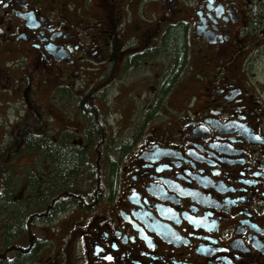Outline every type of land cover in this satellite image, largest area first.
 Instances as JSON below:
<instances>
[{
    "label": "flooded vegetation",
    "instance_id": "1",
    "mask_svg": "<svg viewBox=\"0 0 264 264\" xmlns=\"http://www.w3.org/2000/svg\"><path fill=\"white\" fill-rule=\"evenodd\" d=\"M43 133L85 154L84 202L46 215ZM15 261L264 264V0H0V264Z\"/></svg>",
    "mask_w": 264,
    "mask_h": 264
},
{
    "label": "trees",
    "instance_id": "2",
    "mask_svg": "<svg viewBox=\"0 0 264 264\" xmlns=\"http://www.w3.org/2000/svg\"><path fill=\"white\" fill-rule=\"evenodd\" d=\"M177 36L176 34L174 36L171 35V43H176L177 41L178 44L181 38ZM33 139L31 136H27L25 139L26 144H30L31 148L34 147ZM64 141L63 138L58 137L55 140L48 133H43L41 137L42 151L44 158L47 160L46 169L42 170V174L47 175V179L51 181L48 187L42 185L40 202L43 215H46L48 210L54 208L57 201H60L62 205L73 204L72 202H84V200H77L71 195L78 193L74 188L77 185L75 183L72 185L71 178L72 176L78 177L80 170L83 169L81 167H83L85 161V154L82 150L70 148V145H63ZM6 161L8 162V159ZM49 174L51 175L49 176ZM80 178L82 180V177ZM26 202H29L28 199ZM25 250L27 251L28 247ZM17 263L18 261L13 262V264Z\"/></svg>",
    "mask_w": 264,
    "mask_h": 264
},
{
    "label": "rangeland",
    "instance_id": "3",
    "mask_svg": "<svg viewBox=\"0 0 264 264\" xmlns=\"http://www.w3.org/2000/svg\"><path fill=\"white\" fill-rule=\"evenodd\" d=\"M90 72V73H89ZM88 73H89V76H90V80H93V78L95 77V76H98L99 75V72L98 73H96L95 75H93L92 74V71H89ZM128 76H129V74H127V73H123V75H122V81L123 82H125L126 80H128ZM113 106H112V105ZM111 104H109L108 103V105L105 107V109H106V111H108V110H110V112L112 113V116H111V120H112V122L115 120V121H117V123H121V125H124V124H128V123H130V124H134V122H135V120H132V119H134V118H131V119H120L119 117H118V113H115V112H113L114 111V108H115V110L117 109V107H119L118 105L116 106V104L115 103H111ZM110 106V107H109ZM111 108V109H110ZM126 120H132V121H127L128 123H124ZM45 166H47V164H45ZM21 176V175H20ZM11 178L13 179V181H14V183L13 184H15V183H17L18 182V175H11ZM17 187H18V185H11V191H13V192H16L17 191ZM43 257V256H42ZM34 264H39V263H37L36 261L34 262Z\"/></svg>",
    "mask_w": 264,
    "mask_h": 264
},
{
    "label": "snow or ice",
    "instance_id": "4",
    "mask_svg": "<svg viewBox=\"0 0 264 264\" xmlns=\"http://www.w3.org/2000/svg\"><path fill=\"white\" fill-rule=\"evenodd\" d=\"M110 258V257H109Z\"/></svg>",
    "mask_w": 264,
    "mask_h": 264
}]
</instances>
